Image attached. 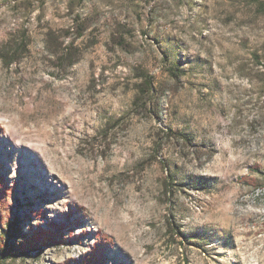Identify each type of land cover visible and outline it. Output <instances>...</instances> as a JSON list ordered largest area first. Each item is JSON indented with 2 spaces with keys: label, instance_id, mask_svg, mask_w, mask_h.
Listing matches in <instances>:
<instances>
[{
  "label": "rangeland",
  "instance_id": "obj_1",
  "mask_svg": "<svg viewBox=\"0 0 264 264\" xmlns=\"http://www.w3.org/2000/svg\"><path fill=\"white\" fill-rule=\"evenodd\" d=\"M23 33L0 55V234L18 218L39 250L5 264H264V0H0V52ZM167 128L192 143L157 150Z\"/></svg>",
  "mask_w": 264,
  "mask_h": 264
},
{
  "label": "trees",
  "instance_id": "obj_2",
  "mask_svg": "<svg viewBox=\"0 0 264 264\" xmlns=\"http://www.w3.org/2000/svg\"><path fill=\"white\" fill-rule=\"evenodd\" d=\"M85 27L80 26L78 29V32L75 33L74 39L70 42H68L63 48L61 49V52L55 53V57L59 62V65L61 68H68L72 65H74L79 57L75 56L72 52L73 42L77 38L81 37L83 34V30ZM29 44V40L25 33L20 35L19 41H18V47H14L12 50H7L6 52H0L1 57L4 61V63L9 66L11 64H16L20 62V58L16 57V54L21 50L24 49V51H27V46ZM165 57V62L167 63L168 68L167 72L171 77L179 78L181 75L185 74V71L182 67H179L178 63L176 61L170 60L171 57L170 54L167 51L163 52ZM136 78L138 79L135 83V96L132 102L133 109L136 108H147L151 109L152 111L157 110L159 106V90L155 84V78L152 74H150L145 69H139L136 73ZM162 137L160 138V143L157 145L156 149L160 150L163 148V144L167 143L168 141L175 140L176 142H184L191 144L192 138L190 135H187L185 133H179L174 131L172 128H167L166 130H162L161 132ZM159 141V140H157ZM20 221L18 218L13 220L12 222H7L6 227L4 228V231L2 234H0V264H5V260L7 258L14 257L17 255H24L27 251H29L31 248H34L36 250H39V247L37 245L35 236H33L32 239L26 240V243L24 246H18L16 248V242L15 237L25 236L23 230L21 229L19 225ZM44 229L40 232V234H44ZM34 233V232H33ZM46 233V232H45ZM95 257V256H94ZM89 258V262L94 259ZM92 259V260H91ZM96 259V258H95ZM94 259V260H95ZM88 263V262H87ZM93 263V262H92Z\"/></svg>",
  "mask_w": 264,
  "mask_h": 264
}]
</instances>
